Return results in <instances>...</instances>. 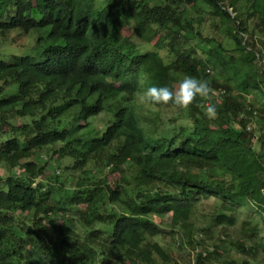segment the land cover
Here are the masks:
<instances>
[{
    "label": "trees",
    "instance_id": "trees-1",
    "mask_svg": "<svg viewBox=\"0 0 264 264\" xmlns=\"http://www.w3.org/2000/svg\"><path fill=\"white\" fill-rule=\"evenodd\" d=\"M259 1L0 0V39L34 35L32 50L0 57V264H177L160 238L181 245L183 232L195 245L192 200L220 199L224 235L236 205L264 208V132L250 127L254 112L264 118ZM206 11L233 45L217 42L202 59L197 48L214 40ZM184 74L207 80L209 96L183 109L152 104L185 111L183 124L137 110L139 92L174 91ZM105 104L112 121L85 129ZM166 216L170 227L154 220ZM227 246L221 235L196 264Z\"/></svg>",
    "mask_w": 264,
    "mask_h": 264
},
{
    "label": "rangeland",
    "instance_id": "rangeland-1",
    "mask_svg": "<svg viewBox=\"0 0 264 264\" xmlns=\"http://www.w3.org/2000/svg\"><path fill=\"white\" fill-rule=\"evenodd\" d=\"M258 8L264 11V3L262 0L258 3ZM205 22L203 24V34L205 36L211 37L214 40L205 44H200L197 48L198 52L196 53L198 58H204L203 50H206L209 47L216 46L217 42H222L228 48L232 47L233 43L225 35V33L218 32L216 29L221 27V23L218 19H212L207 14V11L202 13ZM124 33L129 34L130 30L125 28L123 30ZM191 43H194L192 41ZM34 47V35L29 34L25 35V33L21 31H12L8 33L4 39H0V57H11L12 54L24 53L28 52V50H32ZM247 57H253V55L249 54ZM144 92H139L135 96V100L139 106L137 109L140 113L146 114L150 113L153 114L152 111L158 110L160 114V119L162 120L161 123L165 124H172L174 116H176L177 120L176 124H183V117H185V111L182 113V116H178V109L170 106V105H163L158 108L155 105H152L148 102H141V96ZM257 97V100L263 101V95ZM254 95H248V99L251 102L258 103L256 100L254 101ZM113 102V101H111ZM114 110L107 104H105L104 110L100 112L98 115L93 116L90 118V124L86 126L85 129L91 130H102L104 126L112 121V115ZM150 114V115H151ZM262 114L254 112V116L251 118L250 127L255 130L256 138L259 137L261 132H264V118H261ZM165 121V122H164ZM189 121V120H188ZM160 123V122H159ZM186 121H184V124ZM185 125L191 127V123L187 122ZM263 126V128H262ZM263 129V130H262ZM255 148L259 150V145L256 142ZM67 162V160H61L54 165L57 170V173L61 175L62 178L65 179V176L68 175V172H63L62 170V163ZM62 162L60 165L59 163ZM72 179V178H71ZM74 179L71 180L73 183ZM192 215H191V222H190V230L194 235V242L195 245L191 246L187 239L185 241L186 236H184L181 232L174 235L176 240H179L178 237H182L183 242L179 245L178 242L173 240V235L170 236H163L160 238L162 243H166V245L171 244V255L174 259V262L177 264H196L195 258L198 254L203 255L207 250H211L213 247V243L216 244L218 242V238L223 235L224 239L227 242V250L222 251L220 260H214L211 264H221L223 259H234L237 262L246 261L247 264H264V208L260 209L255 206L251 202H246L242 205H236V211L233 213L235 217V223L230 225L229 227L223 226L226 228V235L222 234L221 232V224L217 221V215L220 211V199L214 196L202 197L199 199L192 200ZM154 220L158 223L162 224L164 227H170L168 224L169 217L166 216L164 219H159L154 217ZM243 221L249 222V230H245L244 227H247ZM205 229H208V235L204 232ZM210 236V237H209ZM209 237V238H208ZM223 239V238H222ZM242 241L245 247L249 245H253L254 248L250 250H246L243 252L241 249H236L232 247L231 243ZM219 243H221L219 241Z\"/></svg>",
    "mask_w": 264,
    "mask_h": 264
},
{
    "label": "clouds",
    "instance_id": "clouds-1",
    "mask_svg": "<svg viewBox=\"0 0 264 264\" xmlns=\"http://www.w3.org/2000/svg\"><path fill=\"white\" fill-rule=\"evenodd\" d=\"M210 93V84L207 80L184 74L178 77L175 90L167 85L150 86L141 96V102H148L155 105L172 104L179 108H187L197 97L207 98ZM207 118L214 119L217 115V106L209 103L205 108Z\"/></svg>",
    "mask_w": 264,
    "mask_h": 264
}]
</instances>
